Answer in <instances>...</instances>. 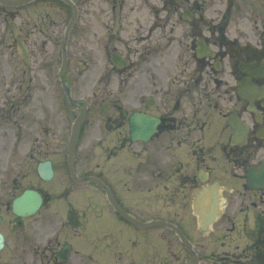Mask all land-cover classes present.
Here are the masks:
<instances>
[{"label": "flooded vegetation", "instance_id": "obj_1", "mask_svg": "<svg viewBox=\"0 0 264 264\" xmlns=\"http://www.w3.org/2000/svg\"><path fill=\"white\" fill-rule=\"evenodd\" d=\"M12 1L0 3V264H128L130 240L136 264H194V255L199 264H264V0H70L78 10L70 28L74 8L63 0ZM83 37L90 59L75 74ZM101 55L104 96L79 97L76 105L87 109L83 128L123 134L109 158L131 144L128 115L161 122L140 143V156L152 157L138 159L135 170H82L77 150L74 169L100 178L135 218L144 213L141 198H151V219L179 226L192 250H177L172 231L139 232L104 192L105 201L71 179L69 123L77 110L65 84L73 93L85 72L96 81ZM94 107L99 119L91 120ZM232 117L245 129L242 139L233 137ZM45 162L49 182L38 172ZM28 191L41 196V206L18 212ZM202 192L198 218L192 209ZM179 199L186 216L162 214L161 201ZM152 240L154 249H144Z\"/></svg>", "mask_w": 264, "mask_h": 264}, {"label": "rangeland", "instance_id": "obj_2", "mask_svg": "<svg viewBox=\"0 0 264 264\" xmlns=\"http://www.w3.org/2000/svg\"><path fill=\"white\" fill-rule=\"evenodd\" d=\"M90 38L89 37H83L80 39L79 43V56L75 55L73 58L74 63L76 64L75 66V74H77V69L78 66L81 64H87V62L90 59ZM92 56V55H91ZM78 57L80 58L78 60ZM81 68V67H80ZM104 68H105V61L103 58V55L96 60V69H97V74L95 73V78H97L96 81H94L92 78H90V74L88 72H85L82 76H79V81L75 85L74 88V96L75 97H83L86 100H88L95 92H97V98L101 100V98L104 96L103 94L105 93V79L103 77L104 73ZM80 70L78 71V73ZM102 83V84H100ZM99 111V108H93L91 114H89V117L91 120H95L96 117L98 116L97 113ZM68 116V114H66ZM73 121V120H72ZM121 133L120 131H114L109 133V131H103L99 129V132L96 131L92 127H87L85 128V131L83 133V138L80 142V148H79V155L78 157L80 158L79 163L81 166V169L83 170L84 168H90L93 169L95 172H99V170L95 169L96 164H100V170H103L102 172H112L110 170V161H115L113 160L114 158L110 159L111 152L109 151L111 144L113 142H116L117 140H121ZM141 146L134 144L133 146L129 147L126 151H124L128 159L130 158L131 165L130 170H135V166L137 163V160L140 158H151L152 157V152L148 153V156H140L141 152ZM119 160L118 165L124 164L126 162L125 159L122 158V156H119L117 158ZM116 159V160H117ZM121 161V162H120ZM118 175H123L121 172ZM56 184V183H54ZM148 213V212H147ZM148 216V214L146 215ZM131 242V240H130ZM177 250L181 249V247L176 244ZM124 261L128 264H136V257L134 256V252L130 251L128 254L123 258ZM115 260V259H114ZM113 260V261H114ZM109 263H104V264H112V262ZM170 260H164L163 258L157 259V262H152L149 264H169Z\"/></svg>", "mask_w": 264, "mask_h": 264}, {"label": "water", "instance_id": "obj_3", "mask_svg": "<svg viewBox=\"0 0 264 264\" xmlns=\"http://www.w3.org/2000/svg\"><path fill=\"white\" fill-rule=\"evenodd\" d=\"M4 2V1H3ZM84 113L81 114V116L76 120L73 130H72V138H71V146H70V157H69V167L72 170V157H73V152H74V146L76 144L78 134H79V129L80 125L82 123V120L84 118ZM130 124H131V137L133 141H138V140H144L147 141L155 132V128L157 125L156 120L153 118L149 117H144V116H138L137 114L134 115L130 119ZM75 179L77 182H84V181H96L100 186L105 188L108 191V194L111 197L110 190L107 189L101 182H99L97 179L94 178H87V179H79L75 176ZM129 218V217H128ZM131 221H133L131 218H129ZM136 224H138L141 227H148V225H142L136 221H133ZM164 224V223H162ZM179 235H181L182 239L185 241L184 237L182 234L177 231Z\"/></svg>", "mask_w": 264, "mask_h": 264}]
</instances>
